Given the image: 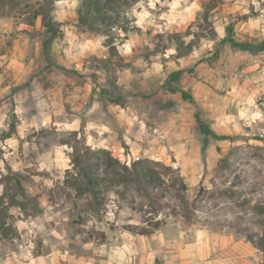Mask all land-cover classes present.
<instances>
[{
  "label": "rangeland",
  "instance_id": "1",
  "mask_svg": "<svg viewBox=\"0 0 264 264\" xmlns=\"http://www.w3.org/2000/svg\"><path fill=\"white\" fill-rule=\"evenodd\" d=\"M81 1L0 0V264H264V0Z\"/></svg>",
  "mask_w": 264,
  "mask_h": 264
},
{
  "label": "trees",
  "instance_id": "2",
  "mask_svg": "<svg viewBox=\"0 0 264 264\" xmlns=\"http://www.w3.org/2000/svg\"><path fill=\"white\" fill-rule=\"evenodd\" d=\"M136 1L137 0H82L78 9V18L82 24L91 25L97 22L105 23L110 21L113 16L119 15L122 10L129 8ZM181 53L183 54V51H181ZM202 131L204 134H208L204 125H202ZM217 137L228 138L227 135H217ZM106 157L111 162L117 163V160L113 159L109 153H106ZM164 167L168 168L167 166ZM135 173L138 174V171L136 170Z\"/></svg>",
  "mask_w": 264,
  "mask_h": 264
},
{
  "label": "crops",
  "instance_id": "3",
  "mask_svg": "<svg viewBox=\"0 0 264 264\" xmlns=\"http://www.w3.org/2000/svg\"><path fill=\"white\" fill-rule=\"evenodd\" d=\"M118 116L115 118L117 121V124L119 126H124V131H123V139L125 140V143L129 145V149L133 152L132 149V145L133 143H135L136 140L132 139V137L130 136V131L132 129L131 127V121L133 120V117H123V115H121V113L117 114ZM99 124L95 122V126L96 131L99 133L98 138L95 141L97 142V145H100L102 147H109V144L114 143L113 141V137H114V131L112 128H110L107 125L104 124H100L101 126H98ZM102 127V129H101ZM104 128V129H103ZM108 131L109 133H106L105 131ZM109 140H111V142H109ZM137 144V143H136ZM119 255H122L121 252L118 253ZM51 256V253H47L46 256L43 258L44 262H47V258ZM59 260V259H58ZM21 264H33L31 259L30 260H23L22 262H20ZM121 262H116V264H120ZM55 264V263H54ZM56 264H60V262L58 261Z\"/></svg>",
  "mask_w": 264,
  "mask_h": 264
}]
</instances>
